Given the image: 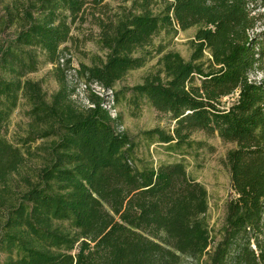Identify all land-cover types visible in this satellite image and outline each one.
I'll list each match as a JSON object with an SVG mask.
<instances>
[{"label":"trees","instance_id":"trees-1","mask_svg":"<svg viewBox=\"0 0 264 264\" xmlns=\"http://www.w3.org/2000/svg\"><path fill=\"white\" fill-rule=\"evenodd\" d=\"M104 1L28 0L0 19L1 32L14 26L0 42V264H179L183 257L264 264V0H130L109 14ZM86 11L105 13L97 18L104 57L72 69L64 48ZM190 28L188 60L153 46L162 32ZM149 48L157 68L115 91L152 57ZM43 63L59 85L49 99L28 78ZM68 72L87 89V104L70 100ZM92 85L111 91L114 117ZM20 99L30 131L14 144L4 133ZM119 99L133 115L147 104L173 121L171 130L141 131L146 144L201 147L190 138L195 132L232 144L233 196L217 241L205 218L206 188L182 161L137 162L139 143L123 130ZM44 138L40 162L21 175L31 144Z\"/></svg>","mask_w":264,"mask_h":264},{"label":"rangeland","instance_id":"rangeland-1","mask_svg":"<svg viewBox=\"0 0 264 264\" xmlns=\"http://www.w3.org/2000/svg\"><path fill=\"white\" fill-rule=\"evenodd\" d=\"M28 0H0V19L9 16L8 11L19 3L24 4ZM159 1V0H158ZM106 14L117 10L120 6H128L130 0H105ZM160 7V3L158 4ZM157 6V7H158ZM260 11L262 9H259ZM155 12V4L153 7ZM97 11L91 13L86 11L83 14V19L77 21L72 28L73 40L65 44L64 50L67 51L65 58H69L70 67L77 68L81 64H91L95 56L104 57V50L100 48L98 42L99 16H104L105 13ZM14 26L5 31H0V42L7 32H11ZM260 29L258 26L256 30ZM194 33V28L185 31H178L175 35H165L163 32L153 39V46L160 44L164 47V51H176L185 60L189 59L191 48L189 41ZM154 48H149L152 57L147 59L145 63L128 73L115 83L114 89L118 91L120 88L131 87L142 81V78L151 71L157 68L158 55L154 54ZM262 77L260 72L252 75V79L259 80ZM28 78L33 81H40L41 87L46 94L47 99L58 90V83L52 73V66L46 63L41 64L36 72L28 74ZM65 83L69 90L70 100L82 106L86 104L87 89L82 83L74 80V73L66 74ZM100 92V91H99ZM104 94V93H103ZM128 96V94H127ZM226 104L231 102V99L224 100ZM118 111L120 113L123 130L139 143L135 150L137 162L147 161L152 165H158L162 162L182 161L188 172V175L201 183L208 194V210L205 215L208 228L215 241L220 238L221 228L224 222L225 204L228 198L233 196L230 187L229 171L226 164V152L232 148V144L222 142L218 137H207L202 132H195L191 135V139L204 143L201 147L193 145L191 148L181 146L175 150L166 149L165 145L159 143L146 144L138 135L141 131L160 127L164 130H171L173 121L168 114L157 112L149 105L145 104L141 107L137 115L131 113V109L125 103L124 99L118 100ZM29 105L24 99H20L17 107L12 112L8 124L5 128V137L14 144H20L22 138L30 131V119L28 116ZM47 144V139H36L31 144L33 156L27 159L25 166L20 170L21 175L27 174L29 167L37 165L40 162L42 151L39 146ZM14 184L19 182V176H13ZM205 257L195 259L183 257L179 264H204Z\"/></svg>","mask_w":264,"mask_h":264},{"label":"built area","instance_id":"built-area-1","mask_svg":"<svg viewBox=\"0 0 264 264\" xmlns=\"http://www.w3.org/2000/svg\"><path fill=\"white\" fill-rule=\"evenodd\" d=\"M62 61L63 59L61 58L60 62ZM91 90L103 98L101 106L111 115V117H114L116 113H115V109L113 108V95L111 91L105 90L99 86H94V85L91 86ZM223 99L224 100L231 99V101H234L236 99V94L229 97H225ZM86 104H87V100H86ZM121 129L122 127L120 126L117 127V130L120 131Z\"/></svg>","mask_w":264,"mask_h":264}]
</instances>
